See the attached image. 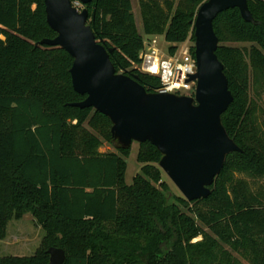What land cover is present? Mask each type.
Wrapping results in <instances>:
<instances>
[{"label": "trees", "instance_id": "1", "mask_svg": "<svg viewBox=\"0 0 264 264\" xmlns=\"http://www.w3.org/2000/svg\"><path fill=\"white\" fill-rule=\"evenodd\" d=\"M204 1L139 0L142 34L163 36L173 54L190 33L193 40ZM247 3L255 24L236 8L213 20L218 43L250 45L216 50L233 96L222 124L241 151L228 154L207 198L189 202L169 193L149 142L139 144L140 174L125 182V160L99 152L103 141L114 146L109 119L70 105L85 98L72 88L71 56L36 45L56 36L44 0H0V239L25 214L44 231L34 255L0 256V264H47L50 247L64 250V264H264V185L252 190L236 176L264 180V118L260 126L248 96L251 87L264 93V0ZM85 7L95 38L114 48L116 72L156 92L158 78L134 68L144 44L130 0Z\"/></svg>", "mask_w": 264, "mask_h": 264}, {"label": "water", "instance_id": "2", "mask_svg": "<svg viewBox=\"0 0 264 264\" xmlns=\"http://www.w3.org/2000/svg\"><path fill=\"white\" fill-rule=\"evenodd\" d=\"M44 0L46 22L56 33L36 45L64 49L72 58L73 90L84 95L78 108H92L111 122L114 146L129 149L132 143L149 142L161 154L160 170L186 201L207 198L226 157L241 149L229 137L221 116L233 102L223 65L216 50L213 20L218 14L238 9L244 22L255 24L247 0H205L193 21L196 72L194 96L150 92L135 73L116 72L106 47L87 23L92 0ZM47 264H64L63 249L50 247Z\"/></svg>", "mask_w": 264, "mask_h": 264}, {"label": "rangeland", "instance_id": "3", "mask_svg": "<svg viewBox=\"0 0 264 264\" xmlns=\"http://www.w3.org/2000/svg\"><path fill=\"white\" fill-rule=\"evenodd\" d=\"M160 5H163L164 0H156ZM132 13L134 15L135 24L138 32L142 35L143 41L146 38L142 34V17L139 0H130ZM176 4V1H175ZM73 6L81 9L82 6L79 2L74 1ZM158 48L161 53L167 55L168 44L164 41V38L158 37ZM219 45H228L233 47H238L240 49L244 48L249 49L250 45L248 43H236V42H224L218 43ZM257 93L254 92L253 88L249 90L248 96L251 100H254L257 104L256 118L257 123L261 126L262 119L264 114L262 113V108L264 107V93H261L259 96H256ZM86 128L92 132V129L88 126ZM263 132L264 128L261 126ZM139 151V144L132 143L130 151L127 156L120 154L113 145L109 144L106 141H103L102 146L99 148V152L106 153L112 152L121 156L126 162V171H125V182L131 184L133 178L140 174V169L143 164L137 161V154ZM162 172V171H161ZM237 177L245 179L251 186L252 190H257L259 186L264 185L263 179H251L243 174H236ZM162 177L164 182L169 187V193L182 197L180 192L170 181V179L162 172ZM168 193V194H169ZM6 232L9 233V239L6 242L1 241L0 239V256H31L34 255L36 250L39 248L42 238L44 236V231L38 226L30 214H25L21 219H12L8 222ZM19 236L18 240L15 241V236ZM199 239V238H197ZM197 239H194L196 241ZM3 240V239H2ZM246 263L245 261H243ZM247 264V263H246Z\"/></svg>", "mask_w": 264, "mask_h": 264}, {"label": "built area", "instance_id": "4", "mask_svg": "<svg viewBox=\"0 0 264 264\" xmlns=\"http://www.w3.org/2000/svg\"><path fill=\"white\" fill-rule=\"evenodd\" d=\"M157 35L146 36L143 49L139 53L140 63L134 68L139 72L155 76L159 80L156 92H166L180 96H194L195 81L188 82L196 72L194 40L191 33L176 45L173 54L164 55L158 48Z\"/></svg>", "mask_w": 264, "mask_h": 264}, {"label": "crops", "instance_id": "5", "mask_svg": "<svg viewBox=\"0 0 264 264\" xmlns=\"http://www.w3.org/2000/svg\"><path fill=\"white\" fill-rule=\"evenodd\" d=\"M149 36H153V35H149ZM157 37H161V36H157ZM162 37H163V36H162ZM9 238H10V237H9V233L6 232V237H5L3 240H1V241L6 242ZM15 238H16L15 241H17L18 238H19V236L17 235V236H15Z\"/></svg>", "mask_w": 264, "mask_h": 264}]
</instances>
